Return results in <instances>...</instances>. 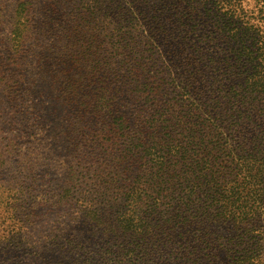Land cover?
I'll return each instance as SVG.
<instances>
[{
    "label": "trees",
    "instance_id": "16d2710c",
    "mask_svg": "<svg viewBox=\"0 0 264 264\" xmlns=\"http://www.w3.org/2000/svg\"><path fill=\"white\" fill-rule=\"evenodd\" d=\"M34 3L16 5L17 48L32 32ZM81 6L87 15L75 28L79 51L65 60L73 70L61 83L71 92L92 87L81 103L95 118L91 140L114 156L109 170L103 163L86 170L98 184L75 198L84 214L128 240L130 252L166 228L205 226L219 240L226 236L213 227L263 224L264 0H79L76 10ZM76 174L85 175L73 169L70 177ZM120 179L114 202L107 185ZM241 238L234 234L227 244ZM239 246L230 264H258L254 250Z\"/></svg>",
    "mask_w": 264,
    "mask_h": 264
},
{
    "label": "rangeland",
    "instance_id": "374dc122",
    "mask_svg": "<svg viewBox=\"0 0 264 264\" xmlns=\"http://www.w3.org/2000/svg\"><path fill=\"white\" fill-rule=\"evenodd\" d=\"M18 1L0 0V264H230L239 245L264 264V223L213 227L226 236L222 242L205 226L166 228L130 252L128 240L84 214L75 198L98 184L86 170L100 163L107 169L114 158L91 140L95 118L81 103L92 87L71 92L61 83L71 76L65 60L79 51L75 28L86 9L76 10L79 0H34L32 32L17 48L11 39ZM73 169L84 178L70 177ZM123 183L107 185L114 202ZM237 233L241 240L227 244Z\"/></svg>",
    "mask_w": 264,
    "mask_h": 264
}]
</instances>
